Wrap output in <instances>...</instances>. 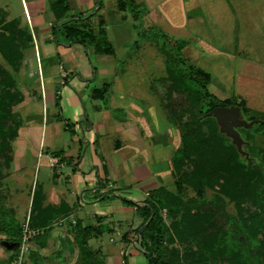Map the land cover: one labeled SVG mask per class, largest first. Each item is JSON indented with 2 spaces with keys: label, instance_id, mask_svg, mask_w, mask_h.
<instances>
[{
  "label": "crops",
  "instance_id": "0c3cea01",
  "mask_svg": "<svg viewBox=\"0 0 264 264\" xmlns=\"http://www.w3.org/2000/svg\"><path fill=\"white\" fill-rule=\"evenodd\" d=\"M124 1L0 0L7 19H18L31 35L19 72L24 99L14 107L22 124L4 178L9 203L14 209L30 186L26 221L56 224L44 245L32 241V264H66L77 251L70 230L78 223L96 229L89 245L110 260L124 253L135 258L131 264H140L145 254L136 237L143 221L137 206L172 178L178 129L165 117L162 102L131 87L129 73L118 67L140 24ZM133 1L145 6L143 27L174 31L184 48L201 25L200 45L207 50L196 64L217 76L230 95L235 87L246 112L264 114L248 105L254 95H264V0ZM71 29L104 31L112 48L99 52L91 40H69ZM142 49L132 55L139 59ZM106 231L116 245L103 246Z\"/></svg>",
  "mask_w": 264,
  "mask_h": 264
},
{
  "label": "trees",
  "instance_id": "16d2710c",
  "mask_svg": "<svg viewBox=\"0 0 264 264\" xmlns=\"http://www.w3.org/2000/svg\"><path fill=\"white\" fill-rule=\"evenodd\" d=\"M124 2L137 17H143L145 6L142 7L133 0ZM0 15V54L9 65L7 68L0 63V150L6 149L11 153L12 143L22 124L21 115L14 107L24 99V93L19 84V72L31 35L27 28L20 25L18 19H7L3 9H0ZM140 28V24H137L139 36L149 33V39H153L156 42V48L159 46L157 49L166 56L167 74L163 80L169 84L167 93L173 99L168 102L163 100L162 106L167 113L166 117L180 131L182 140L172 156L174 172L182 184H192L198 190L200 189L201 196L205 192V184L218 183L220 188L218 187L219 192L215 194V200L209 203L206 198L184 202L180 196H172L170 200L162 201L160 198H154L155 190L150 198L137 206L143 221L136 229L138 234L136 237L140 241L143 240V236L146 237L145 248L138 243L139 248L145 253L149 264H180V261L173 260L170 249L166 245L172 233L162 220L161 208L165 207L173 217L182 213L186 230L182 231L177 221L174 223L175 229H179L181 235L183 233L181 239L189 234L200 242V248L195 253V256L199 255L195 257L193 264H264V152L263 156L255 159L250 156L247 158L241 155L234 144H231L232 153H226L227 160L228 156L230 160L236 157L237 163L234 162L231 165V176H222L211 168L214 164V159L210 157L212 152L209 149L212 142L203 128L209 120L217 124L215 117H203L207 111L218 105L234 104L241 107L244 115L247 111L244 101L239 97L236 100L237 96L233 93L228 100H222L214 93L210 88L212 72L187 60L183 53L185 46L183 38H175V43L170 49L172 52L168 53L169 48L161 46L159 42L161 36H169L167 33L155 25L143 30ZM68 33L69 40L83 43L87 40L95 42V48L99 52L110 51L112 48L104 31L71 29ZM249 119L264 120V114L251 116ZM258 123L261 126L257 127L255 123L253 129L264 128V123ZM219 136L231 140L224 133L219 132ZM9 159L11 161V154ZM222 168L224 169V165ZM255 175L259 180H253L252 185H248ZM220 192L236 200L235 215L229 214L224 207L219 206L222 199ZM131 203L137 202L131 201ZM199 207H203L206 213L196 212L195 215H191ZM218 215L219 217L216 218ZM207 217L209 222L205 223ZM219 218L223 220L219 221ZM191 220L190 226H187L186 223ZM32 224L47 226L49 222L34 220ZM47 230L39 242L41 246L45 243ZM95 231L93 226H82L80 223L76 225L74 237L80 250L78 260H81L83 264H91L98 257L97 250L92 249L88 243L89 236L95 234ZM12 257L13 254L10 259ZM123 257V264H129L127 255L123 253ZM46 262L42 263L47 264ZM99 262L105 261L99 259Z\"/></svg>",
  "mask_w": 264,
  "mask_h": 264
},
{
  "label": "rangeland",
  "instance_id": "374dc122",
  "mask_svg": "<svg viewBox=\"0 0 264 264\" xmlns=\"http://www.w3.org/2000/svg\"><path fill=\"white\" fill-rule=\"evenodd\" d=\"M143 23H144V19L140 18V24H141L140 29L142 30L145 29V27L142 26ZM109 30L111 29L109 28ZM169 30L162 29V31L167 33L169 36H161L159 42L161 46H165L166 48H169V51L167 52L171 53L172 51L170 52V49H172V46L175 43V32L170 30L172 31V33H174L171 35ZM177 33L179 35L185 34L184 31ZM214 33L217 34L218 32L214 31ZM148 36L149 33L148 34L146 33V35L144 36H139L138 29L137 31H134V36L128 41L127 44L126 53H128L129 56L128 55L125 56L123 60L121 57L120 58L121 60L118 61V67L120 71L126 70L129 73L128 75L129 85L131 87H135L138 90V92L144 93L147 99H151V100L154 99L155 101H160V102L164 100L165 102H168L173 98L167 93V88L169 84L163 80V77L167 74L165 69L166 56L164 53H161L158 49L154 48L156 46V42L153 39L150 40L149 39L150 36L149 37ZM203 36H205V33L201 30V25H198V27H196V29L192 31V35L186 37V39L188 38L187 41L189 42L190 45L188 47H185L183 52L184 55L189 57V59H191L194 64L199 63L198 58H199V54H201V51L203 52L204 51L203 49L207 50L206 47L200 45L202 43L201 39L203 38ZM215 38L216 36H214L213 43L219 45L220 41L216 40ZM138 46L143 48L139 54L140 55L139 59L137 55L134 56L132 55L138 49ZM260 49L264 51V48L260 47ZM219 50L227 51V49L222 46L221 48H219ZM0 63L5 65L7 68L9 67L7 62L3 60L1 54H0ZM19 84H21L20 81ZM210 88L222 100H228L231 96L230 93L228 92L229 87L224 86L223 83H221V81L219 80V78L215 75H213V77L210 79ZM235 90L236 88L232 86V93L236 95ZM236 98H237L236 100H238V96ZM250 101L251 102H249L248 105L255 108L257 107L259 109H264V95H262V97H260L259 94L254 95ZM163 112L166 117L167 113L165 109H163ZM249 113L250 112H246L244 115L243 114L242 115L247 120H250L249 118L253 115ZM256 124L257 127L261 126L259 123ZM203 128L210 136V140L212 142V146L209 149L212 152L210 157L214 159L213 161L214 164L213 166L211 165V168L217 174H220L222 176H228V175L231 176L232 175L231 165H233L234 162L237 163L236 157L230 160L228 156V160H227V156H226L227 152H229V154L232 153L230 149L232 148L231 144H234L232 142V139L227 140L219 136V132L220 133L222 132L220 131L218 123L215 124L214 122L209 120L203 125ZM239 131L241 132L243 138H245L246 140V143L243 145V148L249 152V156L253 159L259 156H263L262 154L264 152V128L262 127L261 129L258 128L253 129V126L249 128L240 127ZM181 142L182 140L180 136V131L178 130L177 147L181 145ZM10 154L11 153L9 150L8 151L6 149L0 150V234H3L5 232L7 235L6 237L0 238V246L4 248V253H0V264H32L31 263L32 260L30 259L31 254H27V253L24 255L20 263L14 262L15 260H18L17 259V255L19 251L18 241L20 240L22 234L21 232L26 222V214L28 208V203H27L28 192L30 191L28 189L30 188V186L28 188L27 187L24 188L23 192L17 198L18 200L16 201L17 204L13 209L12 205L9 203L11 201L9 199V193H8L10 189V183L8 182V179H4L7 176L6 174L9 169ZM222 165H224V169L222 168ZM253 180H259V178L256 175L253 176L250 179L248 185L251 186ZM218 187L220 188L218 183H213L212 185L205 184L204 186L205 192L203 193V196H201L200 189L198 190L196 186L192 184H184V183L182 184L173 169L172 178L169 181H167L166 184L159 185L158 188H156V192L154 193L153 196L154 198H160L162 201H168L171 198H173L172 196H180L184 202L192 201V199L206 198L209 203L215 200V194L219 192ZM219 194L222 196L219 206L224 207L226 212H228L229 214L235 215L237 212V207L235 205L236 200L231 198L229 195L224 194L223 192H220ZM196 212L204 213V214L206 213L203 207H199L191 215H195ZM161 216L163 223L167 228H169L170 232L172 233V237L170 240L166 241V245L170 249L173 260H176L178 262L180 261V264H193L195 257L199 255L197 254L195 256V253L197 249L200 248L199 246L200 242L197 239L191 237V235L189 234L186 236V238L181 239L183 233L181 235L179 229L178 230L175 229L174 223L177 221L179 227L180 226L182 227V231L186 230V227L184 226V217L182 213H178L176 217H173L169 214L167 208L162 207ZM218 217L219 215L216 218ZM208 220L209 217L205 218V223L209 222ZM222 220L223 218L221 220L219 218V221ZM191 222L192 220L189 223H186L187 226H190ZM29 225L31 227L35 226V228H41V230L43 229L47 230L46 227L49 224L47 226H38L35 224L33 225L29 221ZM52 226H56V224L53 223L51 224V227ZM75 228L76 227H74V230L73 229L70 230L71 233L73 234L76 233ZM43 233L44 231L40 232L33 239H31L30 245L32 246L33 242L35 241L38 243L41 240ZM111 234L112 233L109 231H106L103 234L102 243L104 247H107L108 245L117 244L116 242H111L109 240ZM137 241L139 244H141L143 248H145V243H144L146 241L145 236H143L142 241H140V239L138 238ZM73 245L76 246L77 251H75V253H73L72 255L68 256L66 264H75V262H77V264H83L81 260H78V257L80 256V250L76 241L75 244ZM92 249L97 250L96 252L98 253V257L96 261H92L91 264H123L124 263L123 253H120L118 257H114V259L112 258V260H110L111 258L105 256V254L102 252L100 248H92ZM11 254H13V257L10 259ZM99 259H102L105 262L103 263L99 262ZM133 259H135L133 256L127 255V261L129 264L133 262ZM138 261L140 264H148V260L145 255H139ZM47 264H52V263L49 262Z\"/></svg>",
  "mask_w": 264,
  "mask_h": 264
},
{
  "label": "water",
  "instance_id": "95a60500",
  "mask_svg": "<svg viewBox=\"0 0 264 264\" xmlns=\"http://www.w3.org/2000/svg\"><path fill=\"white\" fill-rule=\"evenodd\" d=\"M205 116L215 117L220 131L232 139V142L236 145L241 154L245 155L247 158L249 157V152L243 148L246 140L243 138L238 128H249L258 122L264 123L263 119L247 120L242 115L241 107L234 104L215 106L203 114V117Z\"/></svg>",
  "mask_w": 264,
  "mask_h": 264
},
{
  "label": "built area",
  "instance_id": "2783aa9c",
  "mask_svg": "<svg viewBox=\"0 0 264 264\" xmlns=\"http://www.w3.org/2000/svg\"><path fill=\"white\" fill-rule=\"evenodd\" d=\"M58 161V158H53L51 159V163L55 164ZM43 230H41V228H32L29 225V221L27 220L25 222L24 228L22 230V234L20 237V241H19V251H18V255H17V259L14 262H21V260L23 259L24 255L29 251L30 249V242L31 239H33L36 235H38L40 232H43Z\"/></svg>",
  "mask_w": 264,
  "mask_h": 264
}]
</instances>
